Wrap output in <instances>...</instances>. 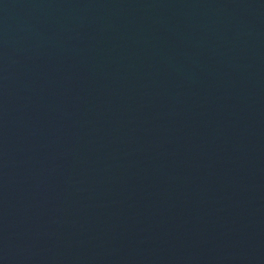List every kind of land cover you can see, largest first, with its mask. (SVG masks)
Listing matches in <instances>:
<instances>
[{
  "label": "water",
  "instance_id": "95a60500",
  "mask_svg": "<svg viewBox=\"0 0 264 264\" xmlns=\"http://www.w3.org/2000/svg\"><path fill=\"white\" fill-rule=\"evenodd\" d=\"M0 264H264V0H0Z\"/></svg>",
  "mask_w": 264,
  "mask_h": 264
}]
</instances>
